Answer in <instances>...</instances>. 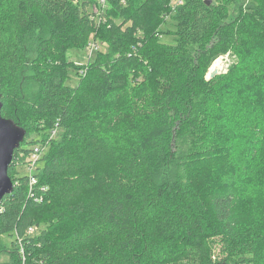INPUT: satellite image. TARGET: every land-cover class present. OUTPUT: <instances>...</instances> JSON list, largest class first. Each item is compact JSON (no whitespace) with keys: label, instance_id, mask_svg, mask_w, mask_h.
Returning a JSON list of instances; mask_svg holds the SVG:
<instances>
[{"label":"trees","instance_id":"trees-1","mask_svg":"<svg viewBox=\"0 0 264 264\" xmlns=\"http://www.w3.org/2000/svg\"><path fill=\"white\" fill-rule=\"evenodd\" d=\"M109 1L102 15L131 21L126 30L113 19L94 26L98 13L87 9L98 0H0L2 116L27 132L9 167L14 190L0 205V236L17 238L16 249L42 264H264V207L251 202L262 221L253 237L237 216L246 178L264 189V0H181L171 14L169 0ZM168 16L175 29L165 32ZM33 30L41 33L29 58ZM98 30L111 36L110 52L72 87L66 51ZM228 52L239 62L207 80ZM22 80L37 83L35 98L24 96ZM216 106L237 109L241 129L206 120ZM37 145L31 188L18 167ZM180 146L186 175L161 177L165 156L171 162ZM234 147L242 162L231 160ZM219 154L226 164L208 192L190 174ZM42 222L39 236L28 234Z\"/></svg>","mask_w":264,"mask_h":264},{"label":"rangeland","instance_id":"rangeland-1","mask_svg":"<svg viewBox=\"0 0 264 264\" xmlns=\"http://www.w3.org/2000/svg\"><path fill=\"white\" fill-rule=\"evenodd\" d=\"M109 0H98V3H94L93 5L89 6L87 9V12L91 15L93 13H98V16L94 22L95 27L99 29L105 25V23L109 26L110 21L116 20L117 26L121 27L123 30H126L128 26H131V21L123 22L121 18H113L107 16V12L102 15L103 10H108L110 1ZM123 2L126 0H122ZM108 3V4H107ZM108 5V6H107ZM182 5L181 0H169V9L168 13L175 12L178 7ZM113 6V5H112ZM235 14V8L232 6L230 8V16H234ZM109 15V14H108ZM174 19L170 18L168 16L166 18L164 25H162V29L165 30V32L169 30H174ZM107 29L106 27H104ZM137 35H140V30H137ZM109 32V31H108ZM39 30H33L29 33H26V45L29 50V53L27 56L29 58L35 56V52L37 50V43L38 39L40 37ZM162 42L172 44L174 42V38L172 36L164 35L161 37ZM110 44H112L111 36L108 35L106 32L99 33L98 32H91L88 35V38L85 40V42L81 45V47H75L72 49H69L66 51V60L70 64L67 67V79L66 83L72 87H76L80 80L81 76L84 75L86 68L88 66H91L92 63L96 60V58L99 55H102L101 52L107 53L110 52ZM221 61V67L218 69V75H227L230 70L236 66V64L239 62L238 58L235 56L233 52H228L227 54L220 56L218 59H216L212 64L210 65V68L208 69V72L205 76L207 80L209 79L208 73L209 70H211L214 67L215 62ZM29 74V73H28ZM21 89L22 93H24V96L28 99H33L37 96L39 92V87L37 83L29 80H22L21 82ZM219 103L218 101H215L213 104ZM212 104V105H213ZM217 107V106H216ZM216 112H212L210 110L209 116L206 120H209L210 117H212L213 121H220L223 123V129L224 132H232L234 133L237 130H240V123L245 121L246 119L241 115V113L235 109L234 111H227L223 108H216ZM212 129L216 128L213 126ZM36 139V135H31L29 140ZM226 140V139H225ZM250 138L244 139V142L249 141ZM257 142H252L250 145H256ZM263 151L264 154V143ZM236 150L234 158L231 160H240L242 162V159L240 157V148L235 149ZM227 152V149H226ZM224 153V152H223ZM225 154V153H224ZM224 154H219L217 156V160H198L192 171L191 176L192 179L198 184L207 185L208 192L213 191L215 188H217V174L220 171V169L223 168V166L226 164V158ZM43 156V154H42ZM41 156V157H42ZM258 153L253 152V154L250 156L251 158H257L255 161V164L258 165L260 162L258 160ZM172 157L174 159H172ZM240 158V159H239ZM171 162L168 160V155L165 156L164 160L161 163L166 164V167L162 168L161 177H165V179L173 180L175 178H182L186 175L185 173V158L183 157V148L180 146L179 148H176L172 151L171 154ZM242 164H239L238 166H241ZM247 166L250 168L249 164ZM18 173L21 175H29L30 170L27 169L24 165L18 167ZM261 174V173H260ZM262 175V174H261ZM214 176V177H212ZM216 176V178H215ZM261 180H259L256 176H250L246 178V181L244 182L245 188L244 191L239 199L240 207L238 209V219L240 220L239 228L240 231L245 235V238L253 237L255 236L260 230L258 229L259 226H262V221H260L261 217L260 214L253 213V205L251 202H256L259 206L264 207V189L261 188L259 185ZM204 186V185H203ZM204 191V190H203ZM238 204V206H239ZM47 227V224L45 222H42L39 227H37L36 232L32 235L33 237H37L41 234L42 230ZM262 237H264V230L260 234ZM19 243L18 239L13 236H0V264H36L35 262H38V264H42L40 259H36L34 255H30L25 249H16L18 246L16 244ZM218 252V250H217Z\"/></svg>","mask_w":264,"mask_h":264},{"label":"water","instance_id":"water-1","mask_svg":"<svg viewBox=\"0 0 264 264\" xmlns=\"http://www.w3.org/2000/svg\"><path fill=\"white\" fill-rule=\"evenodd\" d=\"M210 5L211 0H206ZM218 75V72L210 74L209 79ZM0 93V205L3 198L14 190L13 181L9 176V167L13 162L14 153L20 148L26 137V130L17 126L13 120L2 116L3 103Z\"/></svg>","mask_w":264,"mask_h":264},{"label":"built area","instance_id":"built-area-1","mask_svg":"<svg viewBox=\"0 0 264 264\" xmlns=\"http://www.w3.org/2000/svg\"><path fill=\"white\" fill-rule=\"evenodd\" d=\"M56 134L57 132L54 131L53 136H55ZM42 154H43L42 146L40 145L35 146V148L33 149V152L31 153L29 158L26 160V163L24 164V166L30 170V174L29 175L27 174V175L30 177L31 188L37 185L38 183L36 174H37L40 162H41ZM36 230H37V227H31L28 230V234L33 235L36 232Z\"/></svg>","mask_w":264,"mask_h":264},{"label":"bare ground","instance_id":"bare-ground-1","mask_svg":"<svg viewBox=\"0 0 264 264\" xmlns=\"http://www.w3.org/2000/svg\"><path fill=\"white\" fill-rule=\"evenodd\" d=\"M220 67H221V61L215 62L214 67L210 70V74H214L218 72V69H220Z\"/></svg>","mask_w":264,"mask_h":264}]
</instances>
